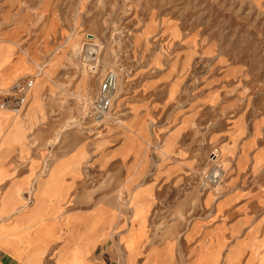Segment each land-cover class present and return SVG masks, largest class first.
Listing matches in <instances>:
<instances>
[{
	"label": "crops",
	"instance_id": "1",
	"mask_svg": "<svg viewBox=\"0 0 264 264\" xmlns=\"http://www.w3.org/2000/svg\"><path fill=\"white\" fill-rule=\"evenodd\" d=\"M40 1L0 0V89L43 60L50 72L66 61L50 50L67 24ZM54 85L41 76L30 107ZM155 90L135 94L130 126L106 130L90 148L74 128L58 146L43 145L48 120L28 115V97L22 115L0 109V264H264L263 136L241 114L210 130L207 99ZM29 128L40 129V145H28ZM212 144L234 157L229 190L198 195V157ZM182 186L199 211L178 212Z\"/></svg>",
	"mask_w": 264,
	"mask_h": 264
},
{
	"label": "rangeland",
	"instance_id": "2",
	"mask_svg": "<svg viewBox=\"0 0 264 264\" xmlns=\"http://www.w3.org/2000/svg\"><path fill=\"white\" fill-rule=\"evenodd\" d=\"M34 1L40 0L28 3ZM49 3L57 19L66 22L68 34L51 42L50 56L65 53L63 66H55L51 74L43 60L36 63L31 74L35 79L28 95V115L45 116L48 122L39 126L51 130L43 145L58 146L62 130L74 128L80 132V145L90 148L106 130L114 133L130 126L126 122L132 112L128 101L135 99V94L158 93L155 88L161 86L171 88L170 93L186 102L207 99L210 130L221 125L229 128L234 116L241 114L244 123L251 122L250 127L263 136L264 145V0ZM29 8L32 9L30 5ZM46 19L51 25L52 18ZM90 46L93 54L88 58ZM92 63L96 72L89 69ZM108 69L118 72L119 86L111 110L97 120L90 116L89 104L99 78ZM46 73L54 82V89L44 91L43 100L36 104L35 98V105L30 107V95ZM26 107L17 114L22 115ZM223 110L226 118L218 123L217 116ZM143 126L151 129L153 124ZM38 130L28 129V145H40ZM218 146L210 145L207 156L202 160L198 157L193 188L198 195L211 191L214 196H221L229 190L227 182L234 157L223 155ZM211 169L222 175L218 184L203 183L207 182L204 175ZM191 188H177L178 196L187 197L177 204L178 212L200 210L191 199Z\"/></svg>",
	"mask_w": 264,
	"mask_h": 264
},
{
	"label": "built area",
	"instance_id": "3",
	"mask_svg": "<svg viewBox=\"0 0 264 264\" xmlns=\"http://www.w3.org/2000/svg\"><path fill=\"white\" fill-rule=\"evenodd\" d=\"M92 63L90 71L96 72V67ZM35 76H25L15 79L9 87L0 89V109H8L14 113L23 110L27 104V97L30 89L34 84ZM119 86V75L114 69H108L99 78L97 89L89 104L90 116L97 120H101L112 108L116 92ZM214 154V153H213ZM221 174L210 173L204 175V179L208 184H218L220 182Z\"/></svg>",
	"mask_w": 264,
	"mask_h": 264
},
{
	"label": "bare ground",
	"instance_id": "4",
	"mask_svg": "<svg viewBox=\"0 0 264 264\" xmlns=\"http://www.w3.org/2000/svg\"><path fill=\"white\" fill-rule=\"evenodd\" d=\"M89 34H90V33H89ZM92 37H93V34H92ZM92 37H91V39H92ZM86 47H89V46H86ZM92 47H93V46H90V48H88V51H90V53H88V55H87L88 58H91V54H93V51L91 50ZM88 51H87V52H88ZM42 66H43V65H42ZM95 66H96V65H95ZM38 68H39V67H38ZM38 68H37V69H38ZM41 68H42V67H41ZM37 71H38V70H37ZM36 73H37V72H36ZM44 74H45V73H44ZM46 74H47V73H46ZM32 87H33V86H32ZM32 87H31V89H32ZM31 89H30V91H31ZM37 89H38V87L35 88V92L37 91ZM117 97H119V94L117 95ZM37 98H38V96L36 97V99H37ZM7 110H8V109H7ZM215 154H216V152L214 153V156H215ZM217 156H218V155H217ZM214 158H215V157H214ZM218 170H219V169H218ZM215 173H218V172H215Z\"/></svg>",
	"mask_w": 264,
	"mask_h": 264
}]
</instances>
